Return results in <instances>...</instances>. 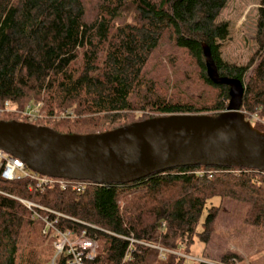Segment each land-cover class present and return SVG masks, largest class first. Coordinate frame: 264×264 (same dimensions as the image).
I'll list each match as a JSON object with an SVG mask.
<instances>
[{
    "label": "trees",
    "instance_id": "trees-1",
    "mask_svg": "<svg viewBox=\"0 0 264 264\" xmlns=\"http://www.w3.org/2000/svg\"><path fill=\"white\" fill-rule=\"evenodd\" d=\"M227 1L0 0V120L27 122L5 103L24 111L37 102L34 124L60 133H101L159 115H216L227 108L228 86L208 78L203 44L220 76L243 83L246 118L264 120V0L258 48L242 66L221 58L229 32L217 19ZM163 39L192 57L200 80L214 91L210 101L168 98L146 79ZM257 121L252 126L264 131ZM35 184L0 177V264H68L64 253L56 255L58 237L43 233L39 219L30 224L21 200L62 214L57 229L96 240L88 264H240V254L228 249L206 248L203 261L186 256L196 241L212 244L228 210L238 222L264 228V172L257 170L177 167L125 184L87 181L81 191ZM214 198L219 205L208 206Z\"/></svg>",
    "mask_w": 264,
    "mask_h": 264
},
{
    "label": "water",
    "instance_id": "water-1",
    "mask_svg": "<svg viewBox=\"0 0 264 264\" xmlns=\"http://www.w3.org/2000/svg\"><path fill=\"white\" fill-rule=\"evenodd\" d=\"M208 78L228 86L225 111L159 115L101 133H60L30 122L0 120V150L40 175L125 184L186 166L236 167L264 172V131L241 111L243 83L220 76L202 45Z\"/></svg>",
    "mask_w": 264,
    "mask_h": 264
},
{
    "label": "rangeland",
    "instance_id": "rangeland-1",
    "mask_svg": "<svg viewBox=\"0 0 264 264\" xmlns=\"http://www.w3.org/2000/svg\"><path fill=\"white\" fill-rule=\"evenodd\" d=\"M260 0H228L218 16V21L228 23V37L220 42V53L223 61L239 66L249 62L257 50L256 24ZM145 77L153 80L155 88L164 96L182 101L208 102L214 91L205 86L199 78V71L192 57L173 44L163 39L160 46L150 58L145 70ZM37 103L26 105L34 108ZM6 111L21 113L24 111L14 106H4ZM33 123L40 118L39 109ZM246 117V116H245ZM247 119V118H246ZM251 124L257 121L264 127V120L250 116ZM28 121V118H26ZM249 120V121H250ZM51 125V124H49ZM220 200L214 198L210 204L219 205ZM206 211L202 215L205 217ZM218 221L211 245L196 241L191 248V258L195 261L204 260V252L212 247L213 250L228 249L240 254L243 258L240 264H264V228H253L236 220L232 211L228 210ZM29 222V220H28ZM32 224V222H29ZM207 248V249H206ZM186 264H191L187 261Z\"/></svg>",
    "mask_w": 264,
    "mask_h": 264
},
{
    "label": "built area",
    "instance_id": "built-area-1",
    "mask_svg": "<svg viewBox=\"0 0 264 264\" xmlns=\"http://www.w3.org/2000/svg\"><path fill=\"white\" fill-rule=\"evenodd\" d=\"M40 105L41 103L37 104L34 108L29 106L25 109L24 114L28 118L27 122L33 123ZM7 106H9V104L5 103L6 109ZM0 177L6 181L28 177L36 183L37 187L58 186L64 189L70 186V188L75 191L83 190L86 182L40 175L30 170L21 159L11 156L3 150H0ZM21 202L31 211L29 222H33L35 219L41 220L44 223L43 233L51 232L53 233V237H58L54 243L56 255L64 253L68 258V264H88V262L95 259L98 248L96 240L87 236L84 231L78 235H73L70 231H61L57 229L54 224L62 214L29 201L21 200ZM37 210H41L45 213L40 214ZM51 215H53L54 218H52ZM130 241L134 242V240ZM186 257L191 258L190 256Z\"/></svg>",
    "mask_w": 264,
    "mask_h": 264
},
{
    "label": "bare ground",
    "instance_id": "bare-ground-1",
    "mask_svg": "<svg viewBox=\"0 0 264 264\" xmlns=\"http://www.w3.org/2000/svg\"><path fill=\"white\" fill-rule=\"evenodd\" d=\"M87 182V181H86ZM90 182V181H89ZM36 185V184H35ZM39 189H40V187H39Z\"/></svg>",
    "mask_w": 264,
    "mask_h": 264
}]
</instances>
